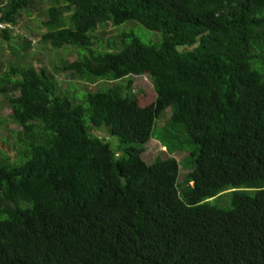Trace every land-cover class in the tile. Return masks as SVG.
Listing matches in <instances>:
<instances>
[{
  "label": "trees",
  "instance_id": "trees-1",
  "mask_svg": "<svg viewBox=\"0 0 264 264\" xmlns=\"http://www.w3.org/2000/svg\"><path fill=\"white\" fill-rule=\"evenodd\" d=\"M0 22L40 15L74 61L0 65L17 160L0 149V264H264V0H0ZM136 21L161 33L96 32ZM119 30V29H118ZM0 30L18 59L32 41ZM153 42V41H152ZM117 83L82 100L57 75ZM152 91L135 93L134 76ZM169 154L143 159L157 121ZM106 127L117 150L99 136ZM121 153V154H119ZM226 192H230L225 194ZM213 199V200H211ZM228 199L229 204L222 206ZM216 203H213V202Z\"/></svg>",
  "mask_w": 264,
  "mask_h": 264
},
{
  "label": "rangeland",
  "instance_id": "rangeland-1",
  "mask_svg": "<svg viewBox=\"0 0 264 264\" xmlns=\"http://www.w3.org/2000/svg\"><path fill=\"white\" fill-rule=\"evenodd\" d=\"M43 13L40 15L27 16V14L23 15V19L18 27H16L14 36H25L29 40L32 41V48L28 52H25L23 46L21 44L22 40L19 38L15 39L14 47L18 49L19 55L21 56L18 59V56L15 57L8 49V44L4 45V48H0V65L4 60H10L11 63H21L24 65H33L37 70H40L44 67L49 68L52 72L53 69L60 63L65 61H74L78 58V53L80 50L73 46H64L59 49H55L50 43L41 42L40 39L42 35L48 33V29L46 30L44 26V20L48 19V6L42 7ZM44 21V22H42ZM42 22V24H41ZM119 29V30H118ZM128 31L133 32L141 41L144 43H158L161 39L162 35L159 32L151 31L145 28L142 24L136 21L126 22L117 28H109L107 31L100 29L96 32L97 40H103V44L107 47V42L104 40L107 39V35H110L116 40L118 39L120 31ZM162 40V39H161ZM160 40V41H161ZM153 41V42H152ZM159 41V42H160ZM59 90L60 92L71 95V97H77L78 100H82L84 96L89 93H96L103 89L111 88L113 85L119 86L118 84H126L127 80L117 82V83H97V84H88L78 80L77 77H73L72 73H60L57 75ZM134 85L133 89L135 93L140 92H148L152 91L154 88L153 83L147 75L143 76H134L133 77ZM11 114V109L7 106L4 101V98L0 95V118H5V122L7 123L9 119V115ZM171 115L170 109L166 111L165 116L158 120L156 123L157 127L154 131V137L146 144V152L143 154V159L147 164L154 163L156 158H168V157H176L179 162L182 164V171L180 173V184H183L187 174L191 168V160L188 159L187 152H177L174 154H169L166 148L162 147L161 144L157 140V136L160 133L159 128L163 126V124L168 120V117ZM16 125H5L3 128H0V149L6 153H8L12 160H17L18 154L12 148L14 145V139L11 138V130H20ZM105 141L110 143L113 149L117 150L119 147V140L117 137H114L108 128L104 127L102 129ZM121 154V153H119ZM230 192H226L228 194ZM213 200V199H211ZM213 203H216L215 201ZM217 204V203H216ZM229 204L228 199L226 203L222 206H226Z\"/></svg>",
  "mask_w": 264,
  "mask_h": 264
},
{
  "label": "built area",
  "instance_id": "built-area-1",
  "mask_svg": "<svg viewBox=\"0 0 264 264\" xmlns=\"http://www.w3.org/2000/svg\"><path fill=\"white\" fill-rule=\"evenodd\" d=\"M0 10H1V6H0ZM5 28H9L12 31L15 30V27L12 26L11 24H5V23L0 22V30H3Z\"/></svg>",
  "mask_w": 264,
  "mask_h": 264
},
{
  "label": "water",
  "instance_id": "water-1",
  "mask_svg": "<svg viewBox=\"0 0 264 264\" xmlns=\"http://www.w3.org/2000/svg\"><path fill=\"white\" fill-rule=\"evenodd\" d=\"M102 135H103V132L102 131H99V136L102 137Z\"/></svg>",
  "mask_w": 264,
  "mask_h": 264
}]
</instances>
